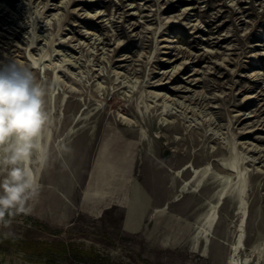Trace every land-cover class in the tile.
Listing matches in <instances>:
<instances>
[{
  "label": "rangeland",
  "instance_id": "rangeland-1",
  "mask_svg": "<svg viewBox=\"0 0 264 264\" xmlns=\"http://www.w3.org/2000/svg\"><path fill=\"white\" fill-rule=\"evenodd\" d=\"M6 57L50 136L0 264H264V0H0Z\"/></svg>",
  "mask_w": 264,
  "mask_h": 264
},
{
  "label": "clouds",
  "instance_id": "clouds-1",
  "mask_svg": "<svg viewBox=\"0 0 264 264\" xmlns=\"http://www.w3.org/2000/svg\"><path fill=\"white\" fill-rule=\"evenodd\" d=\"M45 90L34 72L15 59L0 61V164L7 177L0 183V220L28 213L26 203L40 188L33 157L45 153L43 133L49 120ZM46 163V155L39 160Z\"/></svg>",
  "mask_w": 264,
  "mask_h": 264
},
{
  "label": "bare ground",
  "instance_id": "bare-ground-1",
  "mask_svg": "<svg viewBox=\"0 0 264 264\" xmlns=\"http://www.w3.org/2000/svg\"><path fill=\"white\" fill-rule=\"evenodd\" d=\"M59 81H61V80H59ZM119 117H121L122 119H124V120H127V121H132V120H130V119H128L127 117H125L123 114H119ZM119 133V132H118ZM44 136H45V138H44V141H42V145H43V147H44V149H45V147H46V145H47V142H48V139H49V136H50V133H49V130L48 129H46V131L44 132ZM121 137V136H120ZM118 135L115 133V132H113V133H110L109 134V136H108V134H106V136L103 138V141H102V143H101V148H102V150H101V153H103V156L101 157L102 159H104V161H107L108 159H112L114 156H116V153H117V146H118ZM128 142V141H127ZM113 152V153H112ZM43 156H44V153L42 154V153H38V155H37V161H38V164L40 165V162H39V160L40 159H42L43 158ZM105 156V157H104ZM117 158V157H116ZM123 158V157H122ZM113 160V159H112ZM110 161V160H109ZM108 162V161H107ZM108 166H109V164H107ZM113 165H114V163H113ZM110 166H112V164L110 165ZM106 167V166H105ZM222 168L224 169V170H226V171H228V172H232V173H235L236 171L233 169L234 168V166L233 165H231V164H223V166H222ZM106 170V169H105ZM205 170H207L206 168H205ZM205 170H193V176H195V177H199L200 176V174L202 173V172H204ZM107 173V172H106ZM108 175V174H107ZM101 179V178H100ZM103 179V178H102ZM230 183H229V180L228 179H226L225 181H224V187L221 189V190H219L218 191V193H217V203L220 201V199H221V196H222V192H223V190H224V188L226 187V186H228ZM186 185V184H185ZM233 185V184H232ZM207 219V218H206ZM205 223H207L208 225H210L211 224V221L210 220H206V222Z\"/></svg>",
  "mask_w": 264,
  "mask_h": 264
},
{
  "label": "crops",
  "instance_id": "crops-1",
  "mask_svg": "<svg viewBox=\"0 0 264 264\" xmlns=\"http://www.w3.org/2000/svg\"><path fill=\"white\" fill-rule=\"evenodd\" d=\"M137 146H138V144H137ZM137 146H136V148H137ZM135 155V154H134ZM133 160H134V157H133ZM133 160H132V162H131V164L128 166V169L126 170V172H124L125 173V176H126V178L124 177V179H122L121 181H119V184L121 185V186H123V185H125L127 182H128V179L130 178V171H131V167H132V163H133ZM94 164V163H93ZM94 167H95V170H94V172L92 173V175H91V178L93 179V182L95 183V185H94V187L93 188H91V190H88L87 192H86V196L87 195H99V194H101V192H99V187H101V186H99L100 185V182H99V177H100V168L99 167H96V165L94 164ZM119 173H120V175L122 174V175H124V173H122V167L121 168H119ZM106 173V172H105ZM136 184V183H135ZM137 185V187L139 188V190H141V192L143 193V190L141 189V187L138 185V184H136ZM89 188V187H88ZM119 189H121V187H119ZM143 196H144V193H143ZM145 199V198H144ZM145 201H146V199H145ZM126 223H127V225H129V224H131V223H129V222H127L126 221Z\"/></svg>",
  "mask_w": 264,
  "mask_h": 264
}]
</instances>
